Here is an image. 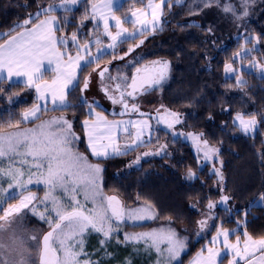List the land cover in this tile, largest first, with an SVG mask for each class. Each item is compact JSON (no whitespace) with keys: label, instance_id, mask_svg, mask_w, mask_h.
Returning a JSON list of instances; mask_svg holds the SVG:
<instances>
[{"label":"snow or ice","instance_id":"snow-or-ice-1","mask_svg":"<svg viewBox=\"0 0 264 264\" xmlns=\"http://www.w3.org/2000/svg\"><path fill=\"white\" fill-rule=\"evenodd\" d=\"M139 2L142 7H136L134 0L122 18L116 12L123 8L124 0H87L88 6L76 23V30L70 33L64 31L72 23L69 14L81 4V0L38 3L37 11L28 13L27 18L17 22L9 32L0 33V39L7 36L0 43V95H5L4 81L17 77L23 78L19 82L24 88L35 93V102L19 114L21 119L9 122L11 131H0V195L5 196L0 200V213H3L0 221L4 222L0 223V232L6 230V226L18 219L24 210L46 223L49 230L42 235L39 245V264H99L85 251V237L89 233L103 237L100 240L102 250L115 239L118 244L131 243L143 247L146 252L154 251L158 258L156 264H182L181 257L188 247V238L170 226L171 217L167 218L166 226L143 232H122L129 221L135 225L138 221L157 219L156 208L148 200L141 201L140 196L136 197L138 206H130L118 195H106L102 187L104 169L100 163L90 162L88 155L97 160L126 156L151 144L158 126L163 125L173 137L184 136L191 140L197 155L212 164L218 183H223L220 148L212 144L203 132H177L176 126L184 124L182 114L164 104L148 112L141 110L139 98L162 88L169 79V60L159 58L145 62L139 57L127 60L115 74L110 71L113 61H125L145 43V33L154 35L163 31L164 24L168 23L165 8L170 12L173 3L182 6L185 0ZM255 2L240 0L238 9L229 0L222 11L240 21L249 16V8ZM213 3L219 6L220 0H194L201 10ZM57 11H62L63 15H55ZM88 22L92 23V29L85 32ZM125 23L132 24L133 29L125 27ZM137 37L144 38L130 44L122 54H116L120 45ZM243 39L240 50L232 53L231 62H224L225 78L235 79V87L241 90L248 81L240 74L241 69L234 67V62L250 70H259L261 78H264V64L255 59L248 65L243 64L246 57L258 50L256 46L262 37L246 31ZM249 44L252 47H248ZM105 55H111L112 59L101 65ZM45 62L53 73L51 79L44 77ZM129 67L132 69L130 75ZM89 68L92 71L85 75ZM93 73L105 98L112 105L119 106V110L110 115L127 116L128 119H109L103 111L97 110L101 105L96 99L85 95L91 87ZM77 89L80 92L79 103L73 104L69 96ZM6 99L11 102L13 97L6 96ZM78 107H86L88 118L81 121V127L87 140L88 155L78 149L80 136L74 128V114L71 117L62 114L41 119L46 112H65ZM132 116L138 118L132 119ZM208 118L212 119L211 116ZM29 122L35 126L20 127L22 123ZM261 122H264V113L258 116L243 111H237L232 120L233 127L246 135H253ZM223 127L227 129V124ZM156 139L159 141V137ZM167 148L165 143L159 144L155 151H144L127 167L138 165L144 157L168 155ZM261 160L264 163V154H261ZM185 179H198L196 171L189 168ZM5 183L6 188L3 186ZM33 186H42L43 196L31 191ZM17 196L18 203H7L8 199ZM231 200L233 197L223 192L219 201L207 198V212L197 222L198 235L209 228V221L221 220L218 214H214V209L219 204L227 206ZM254 201L264 206V191L258 193ZM250 206L255 204L250 202ZM225 211L232 217L234 210L231 207H226ZM238 211L242 215L235 219L237 228L229 229L222 223L217 225L209 244L197 252L190 264H222V253L231 256L228 264H264V236L255 238L249 233L245 229L249 213L244 209ZM240 231L242 236L237 234ZM233 236L234 240L231 239ZM3 249L4 245L0 244V264H10ZM18 255L20 259L15 264H33L32 254L27 250H18Z\"/></svg>","mask_w":264,"mask_h":264},{"label":"trees","instance_id":"trees-1","mask_svg":"<svg viewBox=\"0 0 264 264\" xmlns=\"http://www.w3.org/2000/svg\"><path fill=\"white\" fill-rule=\"evenodd\" d=\"M51 1L0 0V29L5 32L7 28L6 31L9 32L14 22H22L28 13L37 11L38 3ZM133 2L134 0H124L123 8L118 9L116 14L123 18ZM228 2L229 0H220L219 6L213 3L203 10L194 4V0H185L182 6L173 3L170 12L165 8L166 16L173 14L167 18L168 23L164 24L163 31L154 35L145 33L148 35L145 43L136 49L131 57L125 61H113L110 66V71L115 74L116 69L122 68L129 59L142 57L145 62L156 58L169 60L171 62L169 79L162 88L153 91L158 97V102L156 100L139 102L142 104L141 110H151L164 104L182 114L184 124L176 126L177 132H203L212 144L220 148L223 184L218 183L210 164H203L198 158L191 141L184 136L173 137L162 125L158 126L159 130L151 144L146 147L156 146L159 142L166 143L168 155L144 157L138 165L132 167L127 165L134 160L133 154L144 147L126 156L102 159L105 162H115L111 168H106L104 189L107 193L118 195L130 206H138L137 196L141 197V201H150L156 208L157 219L161 218L162 207L175 208V212L167 214L190 232L196 229L197 219L207 212L205 208L207 198L219 201L222 192L233 197L227 206L219 204L214 209V214H218L221 220L209 221L211 223L209 231L198 239L187 254H184L182 264H185L186 259L188 260L215 233L217 225L222 223L223 227L237 228L235 219L241 217L242 213L238 211L240 209L249 213L245 229L255 238L264 236V206L254 201V197L264 191V163L261 160V154H264V122L258 125L253 135L241 133L232 124L237 111L258 116L264 113V78H261L259 70H250L234 62V67L240 68V74L248 81L241 90L235 87V79H226L224 73V62L226 60L231 62L232 53L240 50L239 45L244 43L243 36L246 31L254 36L260 35L262 41L256 46L258 50L246 57L243 64L248 65L253 59L264 64V0H256L249 8V16L240 21L222 11L224 4ZM230 2L239 9L240 0ZM135 3L136 7L143 6L139 0H135ZM87 6V0H81V4L69 14L72 23L66 26L65 33L76 30V23ZM55 15L62 16L63 13L57 11ZM125 24L130 26V23ZM209 28L212 29L211 32L208 31ZM91 29L92 23H86L84 31L88 32ZM3 39H0V43ZM139 39L143 37L130 39L120 45L116 54H122L130 44L138 43ZM247 46L252 47L251 44ZM111 59V55H105L100 63L107 64ZM91 70L92 68L87 69L85 75ZM127 71L130 75L131 67ZM3 87L5 95H0V130L8 129L9 122L15 123L20 120L19 114L35 102L33 91L24 88L21 83L5 80ZM79 95V89L70 94L69 99L73 104L79 103ZM6 96H12V101L9 102ZM97 110L103 111L109 119L127 117H113L102 105ZM52 113L75 115L74 128L83 138L82 145L86 150L84 130L81 127V121L88 118L86 107L67 109L65 112L60 110L46 112L41 118ZM209 116L212 119H209ZM225 123L227 129L223 127ZM156 137H159V141ZM189 168L196 171L198 179L192 181L185 179ZM160 184L161 189L158 188ZM250 202L255 206H250ZM226 207L234 210L232 213L234 218L225 211ZM146 224H151V221L135 222V225L129 221L126 226L132 230ZM136 258L137 261L145 262V252L137 253ZM227 260L228 257L225 256L222 264H226Z\"/></svg>","mask_w":264,"mask_h":264},{"label":"rangeland","instance_id":"rangeland-1","mask_svg":"<svg viewBox=\"0 0 264 264\" xmlns=\"http://www.w3.org/2000/svg\"><path fill=\"white\" fill-rule=\"evenodd\" d=\"M258 1H263V0H258ZM57 2H58V0H57ZM40 4H47V3L45 2V3H40ZM172 14L167 15L166 18H168ZM174 14H176V13L174 12ZM16 23L17 22H14V25ZM13 26H11L10 28H13ZM6 29L7 28H5V32L0 29V33H7ZM145 36L147 37L148 35H145ZM107 42H105V43H107ZM93 52H95L94 48H93ZM156 59H159V58H156ZM156 59H150L149 61L156 60ZM101 65H105V64L101 63ZM156 90H153V91H156ZM153 91L147 93L146 95L145 94L142 95V97L139 98V102L140 103L141 102H151V101L155 102V100L158 102V97H157V95H155V93H153ZM34 95H35V93H34ZM85 95H87L89 97V99L95 98L96 101L98 102V104L104 106L110 112H112L114 110L115 111L119 110V106L112 105L110 103V101H108L105 98L104 94L101 93L99 83H98V78H97L95 73L92 74V84H91L89 91ZM141 105L142 104H140V106ZM144 110H145V112L150 111L149 109H144ZM59 115H62V114L61 113H52L50 115L44 116L41 119H47L49 116H59ZM66 115H68V114H66ZM68 116H70V115H68ZM125 118L128 119L129 117H125ZM131 118L136 119L138 117L132 116ZM39 122L40 121H37L36 123H39ZM153 123H155V121H153ZM34 126H35L34 123L28 124V125L27 124L26 125H20V127H22V128L34 127ZM0 131L7 132V131H11V129L8 128V129L0 130ZM82 136H83V134H82ZM189 141H191V140H189ZM82 142H83V138L80 136V139L77 142L78 149L80 152L88 155L87 146H86V150H85V148H83ZM121 142L123 143V140ZM159 144H165V143L159 142L158 145H156V146L144 147L142 149H139L138 151L135 152V154H133L134 158L136 156L140 155V153H142L144 151L153 150L154 148L159 147ZM193 147H194L195 153L197 154L194 144H193ZM88 158H89L90 162L100 163L102 165V167L104 169L103 173H102L103 191L106 195H111V194L107 193L104 189V183L106 180L104 176H105L106 168H109V167L111 168V166H113L115 164V162H105L102 159L97 160L96 158L92 157L91 155H88ZM198 158L201 159L203 164L209 163L210 168L212 170V164L210 162L203 161L202 158L199 156H198ZM216 166L219 167V164H217ZM3 186L6 188L7 184L5 183ZM158 188L161 189V184H160V186L158 185ZM31 191L36 192L38 196H43V194H44V189L42 186H33L31 188ZM3 199H5V196L0 195V200H3ZM18 201H19V197L17 196L16 198L8 199L7 203L14 204V203H18ZM258 205H260V204H258ZM6 206L7 205H5V207ZM260 206H262V205H260ZM89 207H90V205H89ZM38 211H43V209H38ZM175 211H176L175 208H170L169 206L162 207L161 208V218L159 217V219H157V220L149 219L151 221V224H146V225H143V227H141V228H136V229H132V230L128 229L127 226L125 225L122 228V232H143V231H149L151 229L159 228L161 226H166L167 225V218L171 217L167 213H173ZM164 213H166V214H164ZM2 214L3 213H0V215H2ZM171 218H172V223L170 226L173 229H175L182 237L188 238V247L185 250V252L182 254V257H181V260H183L184 254H187L189 252V250L192 249V246H194L195 243L198 242V239L203 237L209 231L210 226L203 233H200L198 235V224H197L196 229L193 232H190V231H187L188 229L185 226L181 225V223L176 221L173 217H171ZM202 218H203V216H201L199 219H197L196 222H198ZM149 220H144V221H145V223H147ZM138 222H142V221H138ZM0 223H4V222L0 221ZM210 224L211 223H209V225ZM47 230H49V227L46 223L40 221L38 219V217H36L30 211L24 210L20 214L18 219H16L13 223H11L10 226H6V230L0 232V244L4 245V249H3L4 257L8 259L10 264H15V262H18L20 259V256L18 255V250L25 249V250H27L28 253L32 254L33 264H39V258H38L39 245L41 243L42 235ZM33 236L36 237L35 240L31 239V237H33ZM119 238L122 241L123 235H121ZM101 239H103V237L98 235V234H95V233H89L85 237V251L91 254L90 259L99 261V264H126L127 261H130L131 264H156V261L158 258H157L154 251L153 252H146L143 247H141L139 245H133L131 243H129V244L119 243L118 244L115 239L108 242L106 247L102 250L101 244H100ZM198 250L199 249H197L194 253H197L200 251V250L199 251ZM143 251L145 252V262H143L142 260L137 261L138 259L136 258V254L139 252L143 253ZM106 252L109 253V255H106L105 254ZM193 254H192V256H193ZM192 256L189 257V259H188L189 261H187V259H186L185 264H190V261L196 255H194L193 257ZM222 256L224 257L225 255L222 253ZM177 264H179V262H177Z\"/></svg>","mask_w":264,"mask_h":264},{"label":"crops","instance_id":"crops-1","mask_svg":"<svg viewBox=\"0 0 264 264\" xmlns=\"http://www.w3.org/2000/svg\"><path fill=\"white\" fill-rule=\"evenodd\" d=\"M124 26L127 27V28H129L130 30L133 29V25H132V24H130V26H128V25L125 24ZM113 31H115V29H113ZM5 39H7V37H6ZM2 42H3V41H2ZM2 42H1V43H2ZM43 72H44V77H45V79H51L53 73L51 72V70H50V68H49V66H48V64H47V62H45ZM22 79H23L22 77L13 78L12 82H18V83H20L19 81H21ZM21 84H22V83H21ZM33 94H34V92H33ZM34 97H35V95H34ZM30 107H31V106H30ZM30 107H28V108H30ZM49 107H51V106H49ZM28 108H27V109H28ZM49 115H50V114H49ZM121 119H126V118H121ZM84 137H85V136H84ZM84 143H85V146H87V140H86V137H85ZM214 234H215V233H213V234L211 235V237H212ZM238 235H241V236H242V232H241V233H238ZM211 237L207 240L206 243H204V244L199 248V250H200L201 248H203L205 245L209 244V242H210V240H211ZM231 239L234 240L235 237L233 236V237H231ZM199 250H198V251H199ZM196 254H197V253H194L193 256L196 255ZM193 256H192V257H193ZM225 256L228 257V260H227V263H226V264H228V261L231 259V256H230V255H225ZM225 256H224V257H225ZM224 257L222 256V259H223ZM187 261H189V260H187Z\"/></svg>","mask_w":264,"mask_h":264}]
</instances>
